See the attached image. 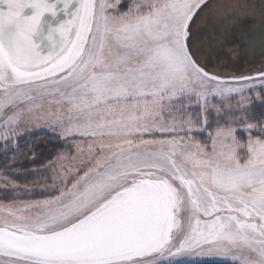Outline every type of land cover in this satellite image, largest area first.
<instances>
[{"label":"snow or ice","instance_id":"snow-or-ice-1","mask_svg":"<svg viewBox=\"0 0 264 264\" xmlns=\"http://www.w3.org/2000/svg\"><path fill=\"white\" fill-rule=\"evenodd\" d=\"M119 3L0 0V146L40 129L74 142L44 199L0 206V264H264V113L247 98L264 68L209 67L264 57V0ZM210 17L238 43L209 53ZM233 97L239 119L201 143L212 101Z\"/></svg>","mask_w":264,"mask_h":264},{"label":"trees","instance_id":"trees-1","mask_svg":"<svg viewBox=\"0 0 264 264\" xmlns=\"http://www.w3.org/2000/svg\"><path fill=\"white\" fill-rule=\"evenodd\" d=\"M128 5L124 4L120 7V12H126ZM260 102H254L250 109V115L257 118L264 113V91L259 90ZM197 109L192 110L195 113ZM240 113L224 114L221 117H216L213 113L209 114V127L205 133L196 135L201 143L209 144L207 140L208 133L214 132L218 126H226L233 118L239 119ZM252 122H255L253 120ZM238 129L237 135L243 142L246 141L247 135L242 130V126L234 124ZM258 133H253L256 135ZM74 143L69 141L65 143L58 139L50 132L39 131L33 132L31 135L23 137L19 141V149L13 150L10 148L4 151L3 146H0V175L9 181L11 184L18 187V190L2 191L0 190V204L12 205L42 200L45 198L44 181L51 185V174L48 168L52 163H56L59 153H64L66 156L74 154V150L69 147V144ZM184 264H197L194 262Z\"/></svg>","mask_w":264,"mask_h":264},{"label":"water","instance_id":"water-1","mask_svg":"<svg viewBox=\"0 0 264 264\" xmlns=\"http://www.w3.org/2000/svg\"><path fill=\"white\" fill-rule=\"evenodd\" d=\"M220 4H229L234 0H216ZM244 2H251L259 4L261 0H244ZM6 9V5H0ZM32 10H27L26 14H31ZM45 20H52L50 14L44 17ZM64 19V17H61ZM257 18L249 16L245 21V27L257 23ZM56 23V21H53ZM219 22L214 18L210 17L208 22L201 28L203 47L209 52L214 53L216 51L215 45L217 41L224 42L225 39L230 43H238L236 36L233 35L230 38L221 37V30L218 26ZM42 54H48V49H44ZM209 67L213 72L219 73L221 76L231 78L234 76H255L257 71L264 68V57H261L258 53L249 55H238L232 60H224L220 65H217L214 55L210 57Z\"/></svg>","mask_w":264,"mask_h":264},{"label":"rangeland","instance_id":"rangeland-1","mask_svg":"<svg viewBox=\"0 0 264 264\" xmlns=\"http://www.w3.org/2000/svg\"><path fill=\"white\" fill-rule=\"evenodd\" d=\"M109 2L111 3H115L116 0H109ZM132 2V0H120V3L118 5V9H120V7L124 4H127L128 7L130 5V3ZM260 89L257 90V92H259ZM247 98H248V102L249 104L252 106V104L254 102H260V96L259 98H257V93L255 92H249L247 93ZM239 98L238 97H233L232 99L230 100H225L223 103L218 100V99H214L212 101V103L220 109V112L219 113H216L215 111H212L210 110V113H213L216 117H221L223 116L224 114H229V113H240L239 109L237 108V100ZM192 110H195V108H192L190 109V111ZM39 131H47L49 132L47 129H40ZM39 131H36V132H39ZM202 133H205V131H202V132H199L197 135L199 134H202ZM207 136V140L208 142L210 143V140H209V135H206ZM147 138V137H146ZM57 165V167L59 166V161H57L55 163ZM49 170V173L51 174V177L53 175V171L51 169V166L48 168ZM6 179H4L1 175H0V190L2 191H8V190H12V191H16L18 190V187L11 184L9 181H7V185H6ZM0 206H8V205H3V204H0ZM0 259H4L2 257H0ZM191 262H194V263H197L195 261H190V260H185L184 263H191ZM218 264H226V262H218Z\"/></svg>","mask_w":264,"mask_h":264}]
</instances>
